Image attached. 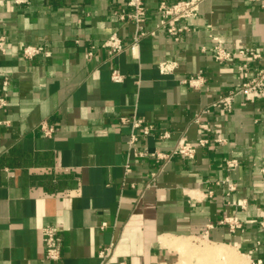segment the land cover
Masks as SVG:
<instances>
[{
	"label": "crops",
	"instance_id": "obj_1",
	"mask_svg": "<svg viewBox=\"0 0 264 264\" xmlns=\"http://www.w3.org/2000/svg\"><path fill=\"white\" fill-rule=\"evenodd\" d=\"M159 1L146 0L154 33L111 57L102 43L134 33L113 14L126 0H0V264H103L107 247V264H227L188 241L232 248L233 264H264V99L236 94L230 109L210 106L242 79L240 61H216L212 46L264 54V8L203 0L174 39L156 27ZM27 45L43 50L26 59ZM198 74V87L182 82ZM122 117L154 130L142 136ZM133 132L135 149L169 152L183 137L194 157L134 156ZM45 225L61 239L57 261L45 257Z\"/></svg>",
	"mask_w": 264,
	"mask_h": 264
},
{
	"label": "built area",
	"instance_id": "obj_2",
	"mask_svg": "<svg viewBox=\"0 0 264 264\" xmlns=\"http://www.w3.org/2000/svg\"><path fill=\"white\" fill-rule=\"evenodd\" d=\"M14 3L21 4L26 3L28 0H12ZM203 0H177L167 1L161 0L156 6V13L158 15V23L156 27L164 29L174 39H178L183 31L188 30L187 24L190 19L194 18L198 14L199 5ZM252 2L260 1V5L264 8V0H249ZM113 14L119 21H131L134 24V33L130 41H126L118 36L116 33L111 34L103 43L102 47H106L109 56H113L125 49H134L138 44L141 37L149 34H153L154 30L146 28V21L148 18V11L146 7V0H126L125 5L121 8L113 10ZM5 45L4 37L0 35V49L3 50ZM41 47L27 45L22 48V55L26 59H30L42 52ZM213 57L216 61H227L236 58L240 61L239 68L241 70V81L230 89L227 93H224L217 97L210 106L223 107L230 109L232 99L236 94H241L246 98L254 100L256 98L264 99V54L260 51L252 48H240L233 52L224 47L219 41L216 42L211 48ZM46 54L47 51H44ZM256 63V64H255ZM252 64L256 67L252 68ZM159 69L162 72H167L171 68L168 63H159ZM110 78L113 81H121L123 75L118 69L113 68L110 72ZM8 77H5L3 83L7 84ZM183 83H187L192 87H198L201 82V76H190L187 79L182 80ZM7 104L6 98L0 94V107H4ZM207 111V108L202 109L201 112ZM199 116V115H198ZM197 116V118H198ZM122 122H129L132 129L138 131L142 136L149 135L153 132L154 126L152 124L145 123L139 117H132L131 119L122 117ZM204 126L205 125H201ZM40 129L44 135L50 136L53 132V127L45 120L39 123ZM137 132L131 134L128 141L129 146L132 148L134 156L137 157H152L155 161H167L174 155H182L184 157H194L196 147L191 142L187 141L183 137H179L174 147L169 152H163L160 150L148 151L145 149H135L132 147L134 141L137 139ZM169 136L168 131H163L159 134L160 138H166ZM208 142L206 138H200L198 144L205 145ZM229 167L236 165V160L228 162ZM229 190L233 186L228 183ZM224 222L229 224L231 230L240 226V223L236 217H225ZM264 224V222H262ZM102 223L101 226H104ZM42 232V244L46 259L50 261H57L61 256V239L56 232L54 226L45 225L41 228ZM112 255V249L110 247L103 248L98 252V256L101 258L103 264H107ZM257 264H261L258 260Z\"/></svg>",
	"mask_w": 264,
	"mask_h": 264
},
{
	"label": "bare ground",
	"instance_id": "obj_3",
	"mask_svg": "<svg viewBox=\"0 0 264 264\" xmlns=\"http://www.w3.org/2000/svg\"><path fill=\"white\" fill-rule=\"evenodd\" d=\"M201 246L199 247V250H197L196 252L198 253V255H210L212 261L215 260H219V259H224L226 260H231L230 257H232L233 260H235L236 255L233 251L232 248H224V246H220V245H214V246ZM197 248V247H196ZM232 250V251H231ZM232 253L234 254V256L232 255ZM183 264H185V262H182Z\"/></svg>",
	"mask_w": 264,
	"mask_h": 264
},
{
	"label": "rangeland",
	"instance_id": "obj_4",
	"mask_svg": "<svg viewBox=\"0 0 264 264\" xmlns=\"http://www.w3.org/2000/svg\"><path fill=\"white\" fill-rule=\"evenodd\" d=\"M188 242H189V243L187 244V245H188V248L191 250V252L196 253L197 255H198V253H197L196 251L199 250V247H201V246H203V245L207 246V244H200L199 242H198V243H191V241H188ZM205 246H204V247H205ZM196 247H197V248H196ZM231 251H232V250H231ZM233 251H234V250H233ZM203 255H206V254H203ZM232 255L234 256L233 253H232ZM198 256H201V255H198ZM208 258H209V260L212 261L210 255H207V258H206V259H208ZM230 259H231V260H226L225 263H227V264H233V263H232L233 261L236 262V260H233L232 257H230ZM235 259H236V258H235ZM183 262H185V260H183ZM235 262H234V263H235Z\"/></svg>",
	"mask_w": 264,
	"mask_h": 264
}]
</instances>
